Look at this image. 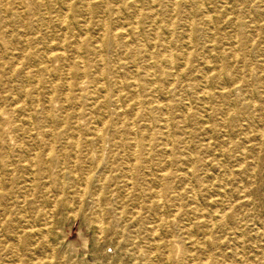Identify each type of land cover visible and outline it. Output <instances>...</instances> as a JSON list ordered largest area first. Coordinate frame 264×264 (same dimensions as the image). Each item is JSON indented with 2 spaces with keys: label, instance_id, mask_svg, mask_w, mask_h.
<instances>
[{
  "label": "rangeland",
  "instance_id": "rangeland-1",
  "mask_svg": "<svg viewBox=\"0 0 264 264\" xmlns=\"http://www.w3.org/2000/svg\"><path fill=\"white\" fill-rule=\"evenodd\" d=\"M49 263L264 264V0H0V264Z\"/></svg>",
  "mask_w": 264,
  "mask_h": 264
},
{
  "label": "bare ground",
  "instance_id": "bare-ground-1",
  "mask_svg": "<svg viewBox=\"0 0 264 264\" xmlns=\"http://www.w3.org/2000/svg\"><path fill=\"white\" fill-rule=\"evenodd\" d=\"M203 1V0H202ZM89 2V1H88ZM90 3V2H89ZM87 5H89V4H87ZM118 6V5H117ZM119 8V7H118ZM68 14V13H67ZM66 16V15H65ZM210 16V15H209ZM211 18V17H210ZM106 19V18H105ZM66 20V19H65ZM65 20H64V18H63V21H64V23H65ZM104 22V21H103ZM192 22V21H191ZM137 26H138V24H136ZM74 26V25H73ZM102 26V25H101ZM106 26V25H105ZM104 26V27H105ZM192 27V26H191ZM139 29V28H138ZM116 31H118V30H116ZM104 33V32H103ZM105 34V33H104ZM109 36H110V41H109V45H111L112 43L113 44H118V41L116 40V38H114L115 37V34H113V32L111 31L110 33H109ZM111 36H113V38L111 37ZM103 37H104V35H103ZM83 39V38H82ZM81 39V40H82ZM123 39H125V38H123ZM121 44V43H120ZM101 45V44H100ZM122 45H125V44H122ZM76 50H77V48H76ZM116 50V49H115ZM57 52V51H56ZM61 52V51H60ZM171 52V51H170ZM49 53V52H48ZM122 53H125V52H122ZM79 54V53H78ZM172 54L170 53L169 54V56H171ZM100 56V55H99ZM158 57V56H157ZM103 58V57H102ZM151 59H153V58H151ZM170 59H172L171 57H170ZM169 59V60H170ZM102 60V59H101ZM103 61V60H102ZM102 63V62H101ZM172 63V62H171ZM117 64V63H116ZM104 65V64H103ZM172 66H173V64H171ZM69 66H70V64H69ZM174 67V66H173ZM103 69V68H102ZM70 72V71H69ZM113 74H114V70L112 69V68H108V69H106V70H104V71H101V73H100V76L103 78V81H104V90H105V92L110 96V95H112L113 93H114V91H118L117 92V94H116V96H117V98H118V100H117V102H113V103H110V102H108L109 103V105L110 106H114V107H116L117 109H124V108H127V107H129V105H130V103H131V107L132 108H138L139 109V104L136 102V101H134L135 99L137 100V94L135 93V92H133L132 90H130L129 91V89L132 87V88H134V83L133 84H130V85H128V83H124V82H122V83H119L118 85H116V83H115V81H114V79H113ZM153 75H154V72H153ZM155 76V75H154ZM121 80V79H120ZM69 81V80H68ZM154 81V80H153ZM146 83V82H145ZM138 85V84H137ZM54 86V85H53ZM54 88H55V86H54ZM68 91V90H67ZM113 91V92H112ZM26 92V91H25ZM127 92V94H130L131 95V98H132V100L131 99H127V100H125L126 99V97L128 96L127 94H125ZM123 94H125V95H123ZM67 98V97H66ZM115 98V97H114ZM139 98V97H138ZM25 99V98H24ZM51 99V98H50ZM26 100V99H25ZM135 102V103H134ZM118 105H117V104ZM112 104V105H111ZM123 111V110H122ZM121 111V112H122ZM122 115H124V112H122L121 113V116ZM126 115V114H125ZM96 120V119H95ZM78 121V120H77ZM133 121V120H132ZM77 123V122H76ZM105 123V122H104ZM65 124V123H64ZM97 124V123H96ZM134 125V124H133ZM98 126V125H97ZM131 127V126H130ZM97 128V127H96ZM100 128V127H99ZM134 128V127H133ZM79 129V128H78ZM102 129V128H101ZM134 130H135V128H134ZM130 132H128V135L131 137V140H133V141H135V142H138L137 141V139L139 138V135H138V133L136 134V132H137V130H136V132L135 131H131V129L129 130ZM101 132V133H100ZM140 132V131H139ZM54 133V132H53ZM80 134V133H79ZM78 134V135H79ZM101 134H102V130L100 131V130H96L95 131V138H96V140H98V141H100L101 139H102V137H101ZM88 136V135H87ZM79 137V136H78ZM85 137V136H84ZM87 138V137H86ZM79 139V138H78ZM115 140V139H114ZM103 141V140H102ZM77 143V142H76ZM76 143L75 142H73L72 143V146L73 147H78L77 145H76ZM78 144V143H77ZM125 144V143H124ZM135 144H138V143H135ZM52 145V144H51ZM168 145V144H167ZM125 146V145H124ZM137 146V145H136ZM136 146H135V149H134V151L136 152ZM50 151V150H49ZM36 152V151H35ZM37 153V152H36ZM49 153V152H48ZM148 153V152H147ZM75 155H77L76 153H75ZM47 156V155H46ZM48 157V156H47ZM34 160H35V158H34ZM73 166V165H72ZM43 169V168H42ZM78 175V174H77ZM89 179H86L85 180V183L88 185L89 184ZM85 184V188H83L84 190V192H85V194L87 193V194H89V196H90V198L92 199V201L97 205V209H99L100 208V201H99V198L97 197V195L96 194H94V193H91V192H89V190L87 189L88 188V186ZM92 185V184H91ZM83 187H84V185H83ZM92 187V186H91ZM90 187V188H91ZM94 187V186H93ZM179 190V189H178ZM91 191H92V189H91ZM80 194V193H79ZM99 194V193H98ZM161 197V196H160ZM155 200L154 201H152V202H150L151 204H150V206H151V208H153L154 210H156L157 211V213H156V215H158V214H160L161 212V209H162V207H164V205L162 206L161 204H160V201H161V199H159L158 197H155L154 198ZM91 201V202H92ZM162 202V201H161ZM164 204V203H163ZM95 207V206H94ZM103 208V207H102ZM137 210V209H136ZM100 211H102V210H100ZM96 213H94V217L93 218H91V223H94L95 225H97V227L99 228V229H103L104 228V224H103V221H102V219H101V217H100V215H99V211L97 210V211H95ZM159 212V213H158ZM160 216V215H159ZM212 218V217H211ZM221 219V218H220ZM45 221V220H44ZM46 223V222H45ZM40 229V228H39ZM98 230V229H97ZM100 231V230H99ZM103 231V230H102ZM45 234H47V231H45V229H44V227H42L40 230H38V235H40V238L41 237H44V235ZM100 234V233H99ZM31 235H33V234H30V236ZM18 236V235H17ZM47 236V235H46ZM19 237V236H18ZM153 237V236H152ZM53 253V252H52ZM170 253V252H169ZM51 262V261H50ZM50 264V263H49Z\"/></svg>",
  "mask_w": 264,
  "mask_h": 264
}]
</instances>
